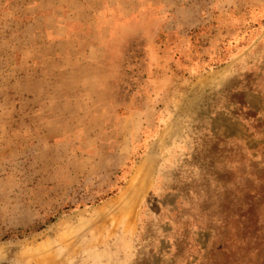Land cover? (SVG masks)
Masks as SVG:
<instances>
[{
    "label": "rangeland",
    "instance_id": "1",
    "mask_svg": "<svg viewBox=\"0 0 264 264\" xmlns=\"http://www.w3.org/2000/svg\"><path fill=\"white\" fill-rule=\"evenodd\" d=\"M0 264H264V0H0Z\"/></svg>",
    "mask_w": 264,
    "mask_h": 264
},
{
    "label": "crops",
    "instance_id": "2",
    "mask_svg": "<svg viewBox=\"0 0 264 264\" xmlns=\"http://www.w3.org/2000/svg\"><path fill=\"white\" fill-rule=\"evenodd\" d=\"M115 35L112 34L111 32H102V73L109 72V70L114 69L115 67L117 68L115 62H112L111 64L105 63L106 59H110L112 57V50H115L116 47L114 46L115 42ZM100 48V47H98ZM103 83H115V81L111 80H106L105 78H102V90H104V85ZM107 87V86H106Z\"/></svg>",
    "mask_w": 264,
    "mask_h": 264
}]
</instances>
